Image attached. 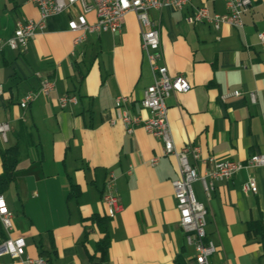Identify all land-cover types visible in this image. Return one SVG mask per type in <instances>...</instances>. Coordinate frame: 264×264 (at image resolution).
<instances>
[{"label": "crops", "instance_id": "crops-1", "mask_svg": "<svg viewBox=\"0 0 264 264\" xmlns=\"http://www.w3.org/2000/svg\"><path fill=\"white\" fill-rule=\"evenodd\" d=\"M201 5L226 10L223 0H193L183 11L148 13L161 31L171 75H184L192 86L168 99L174 142L178 149L199 145L203 156L246 162L264 154V45L258 37L264 31V0H253L244 28L219 30L185 21ZM72 15H52L26 49L0 54V117L12 127L8 143L0 137V174L3 152L10 145L19 148L16 181L3 193L14 213L11 235L25 237L27 255L52 264H196L172 185L179 177L177 159L164 156L162 141L143 127L129 133L123 122L110 123L119 95L129 97L134 113L148 115L141 100L154 73L142 49L141 22L130 12L121 34H89L76 45L79 33L68 27ZM38 18L34 0H0V39L13 35L18 20ZM89 20L95 22V15ZM44 77L55 82V91L23 109L21 99L37 91ZM234 90L243 94L221 100ZM249 92H256L257 102ZM65 93L76 94L78 103L61 108ZM155 156L161 158L152 166ZM199 169L207 167L199 163ZM110 173L124 209L110 220L107 253L91 217L107 216L102 194ZM250 176L258 182L256 194L243 190ZM194 190L207 206L206 231L218 246L211 262L264 264L256 224L264 220V166L220 182L210 198L200 181ZM7 237L0 222V242ZM0 262L24 264L8 256Z\"/></svg>", "mask_w": 264, "mask_h": 264}, {"label": "built area", "instance_id": "built-area-1", "mask_svg": "<svg viewBox=\"0 0 264 264\" xmlns=\"http://www.w3.org/2000/svg\"><path fill=\"white\" fill-rule=\"evenodd\" d=\"M193 0H34L39 18L18 20L12 36L0 39V54L6 49L23 50L29 45L31 39L47 29V21L52 15L73 13L68 22L71 31L78 32L75 44L83 43L89 34L109 33L119 35L122 33L126 15L130 12L137 14L142 26V49L144 50L150 67L154 73L153 83L144 91L141 108L148 112L147 116L134 113L129 107L130 99L125 95L116 98L115 108L117 116L110 123L123 122L127 132L132 133L137 127H143L150 134L158 137L164 146V156H174L178 161L179 177L172 181L174 196L179 212V223L185 233L186 243L195 249L196 264H213L211 257L217 252L218 246L208 237L207 206L200 202L195 194L194 183L200 181L206 195L210 198L217 190L220 182L231 180L240 171L246 168L264 166V154L250 156L246 162L235 160H220L214 155L203 156L199 145L187 144L178 149L174 142L169 120L168 99L174 93H186L191 89L189 80L184 75H171L164 61L161 42V31L151 25L148 13L151 10L173 8L183 11L191 6ZM226 10L224 12L212 11L205 5L197 6L186 15L188 24L211 25L215 30L223 26L244 28V16L252 6L253 0H223ZM95 15V22H90L89 15ZM260 42L264 45V31L258 34ZM75 54V52H74ZM56 89V84L49 78H42L37 91L26 94L20 101V106L27 109L40 95L50 96ZM0 82V94L3 93ZM241 90H234L221 95L225 101L229 97H239ZM253 103L257 102L256 92H249ZM78 96L74 93H65L59 98L61 108L77 104ZM11 124L0 117V137L4 143L10 139ZM160 156L150 160V165L158 163ZM199 163L207 169H199ZM246 193H257L258 182L250 176L243 184ZM102 200L107 207V215L115 218L124 207L116 193V175L110 173L102 194ZM14 213L8 206L6 198L0 194V222L8 237L0 242V259L8 256L13 261L24 264H52L45 257L32 258L26 254V239L23 236H12L14 230ZM0 264H4L1 263Z\"/></svg>", "mask_w": 264, "mask_h": 264}, {"label": "trees", "instance_id": "trees-1", "mask_svg": "<svg viewBox=\"0 0 264 264\" xmlns=\"http://www.w3.org/2000/svg\"><path fill=\"white\" fill-rule=\"evenodd\" d=\"M18 157H19V148L17 144L10 145L2 154L3 172L0 174V194L5 193L9 189L10 185L16 181V171L18 169ZM74 192H75V188H72L71 195H73ZM91 219L98 226L100 233L102 235L101 239L99 240V245L103 246L105 248V251L108 253L110 246L109 223L111 218L109 217V215L107 216L95 215L91 217ZM256 224H257V229L262 235V242L264 247V220L257 221Z\"/></svg>", "mask_w": 264, "mask_h": 264}]
</instances>
